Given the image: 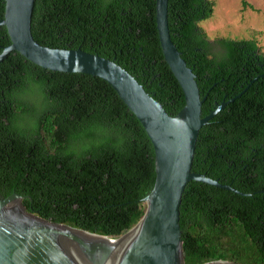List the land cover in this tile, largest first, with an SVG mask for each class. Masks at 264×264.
Listing matches in <instances>:
<instances>
[{"label":"trees","instance_id":"1","mask_svg":"<svg viewBox=\"0 0 264 264\" xmlns=\"http://www.w3.org/2000/svg\"><path fill=\"white\" fill-rule=\"evenodd\" d=\"M214 6L168 0L171 40L205 98L201 117L234 97L201 127L191 170L236 193L187 183L184 262L264 264V51L253 40L209 39L199 24ZM4 9L0 0V20ZM31 34L41 46L115 62L170 117L185 104L160 48L155 0H34ZM9 44L0 26V53ZM154 181L152 144L105 81L52 72L14 51L0 62L1 199L15 193L42 219L117 239L137 224Z\"/></svg>","mask_w":264,"mask_h":264},{"label":"water","instance_id":"2","mask_svg":"<svg viewBox=\"0 0 264 264\" xmlns=\"http://www.w3.org/2000/svg\"><path fill=\"white\" fill-rule=\"evenodd\" d=\"M4 1L0 26L6 28L10 44L2 49L0 62L14 51L52 72L87 74L105 81L148 136L155 155V181L144 198L146 205L137 224L117 239L42 219L28 212L22 197L15 193L0 198V264H185L179 208L187 183L197 181L236 193L230 185L191 170L201 127L234 97L201 117L205 98H200L195 75L171 40L168 0H155V23L164 61L184 95L185 104L174 117L115 62L80 49H55L35 42L31 34L34 0ZM133 229L130 243L118 248ZM204 264L234 263L224 260Z\"/></svg>","mask_w":264,"mask_h":264},{"label":"rangeland","instance_id":"3","mask_svg":"<svg viewBox=\"0 0 264 264\" xmlns=\"http://www.w3.org/2000/svg\"><path fill=\"white\" fill-rule=\"evenodd\" d=\"M212 1L215 4L212 16L199 24L209 39L253 40L264 51V0H245L249 5L246 8L243 0Z\"/></svg>","mask_w":264,"mask_h":264},{"label":"bare ground","instance_id":"4","mask_svg":"<svg viewBox=\"0 0 264 264\" xmlns=\"http://www.w3.org/2000/svg\"><path fill=\"white\" fill-rule=\"evenodd\" d=\"M136 229V228H135ZM135 229H133L132 231H130L128 234H126V236L122 239V241L120 242V245L118 248H122L124 246H126L127 244L130 243L132 237H133V234L135 232ZM75 234H80L84 237H88L87 235L83 234V233H80V232H77V231H74ZM132 235V236H131Z\"/></svg>","mask_w":264,"mask_h":264}]
</instances>
